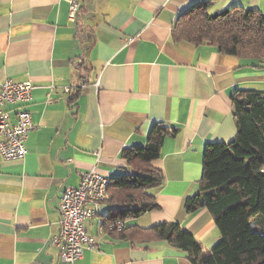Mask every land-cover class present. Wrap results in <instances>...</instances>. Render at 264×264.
<instances>
[{"label":"crops","instance_id":"crops-1","mask_svg":"<svg viewBox=\"0 0 264 264\" xmlns=\"http://www.w3.org/2000/svg\"><path fill=\"white\" fill-rule=\"evenodd\" d=\"M78 2L70 21L65 0H0V90L6 80L33 86L25 157L0 156V264H64L56 245L63 189L90 170L109 181L131 178L137 166L121 154L145 147L155 124L176 130L149 165L163 177L146 191L157 210L120 221L126 231L111 233L105 217L121 208L108 199L85 223L97 248L74 264H191L185 253L127 228L176 223L211 251L220 239L211 215L187 214L184 202L199 192L205 146L235 137L233 93L264 90V63L175 42L174 24L196 0ZM240 4L264 8V0Z\"/></svg>","mask_w":264,"mask_h":264},{"label":"trees","instance_id":"trees-1","mask_svg":"<svg viewBox=\"0 0 264 264\" xmlns=\"http://www.w3.org/2000/svg\"><path fill=\"white\" fill-rule=\"evenodd\" d=\"M210 5L195 2L180 15L172 29L175 42L206 45L217 53L264 63V15L258 10L233 6L209 14ZM264 66V65H262ZM256 67V66H254ZM236 134L229 143H210L203 151L199 192L184 202L187 214L202 209L211 215L220 239L204 253L194 238L176 223L133 234L144 242H165L186 254L191 264H264V90H237L231 96ZM176 130L153 125L145 147L125 150L121 157L133 167L131 178L110 181L112 205L105 226L136 219L157 210L146 191L163 183L161 172L149 165L159 158L163 139ZM146 166V169L142 166ZM105 201V202H106ZM125 228V227H124ZM121 231H110L121 234Z\"/></svg>","mask_w":264,"mask_h":264},{"label":"built area","instance_id":"built-area-1","mask_svg":"<svg viewBox=\"0 0 264 264\" xmlns=\"http://www.w3.org/2000/svg\"><path fill=\"white\" fill-rule=\"evenodd\" d=\"M68 3V18L74 21L80 11L78 0H65ZM32 84L29 81L3 82L0 90V156L5 161H22L26 154V138L32 130L31 116L27 104L31 100ZM72 97L75 91L65 90ZM14 107L12 112L8 107ZM11 115L15 120L11 121ZM110 186L108 178L95 170L80 175L77 187L64 188L58 199L60 233L56 239L60 261L74 264L82 258L84 250H95V238L85 229V223L94 218L107 199ZM109 231H121L120 221L109 223Z\"/></svg>","mask_w":264,"mask_h":264},{"label":"rangeland","instance_id":"rangeland-1","mask_svg":"<svg viewBox=\"0 0 264 264\" xmlns=\"http://www.w3.org/2000/svg\"><path fill=\"white\" fill-rule=\"evenodd\" d=\"M227 1H230V6L228 8L236 6V7H241L245 10L248 9L245 4H244L245 6L240 4L241 2H244L245 0H196V2H204V3H207L210 5L209 14L219 13V12L223 11V9H227V8L223 7ZM221 7H223V8H221ZM249 10H251V9H249ZM260 13H262L264 15V8H263V10L260 11Z\"/></svg>","mask_w":264,"mask_h":264},{"label":"water","instance_id":"water-1","mask_svg":"<svg viewBox=\"0 0 264 264\" xmlns=\"http://www.w3.org/2000/svg\"><path fill=\"white\" fill-rule=\"evenodd\" d=\"M231 111H232V113H234V108H232V110H231Z\"/></svg>","mask_w":264,"mask_h":264}]
</instances>
